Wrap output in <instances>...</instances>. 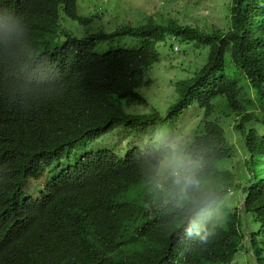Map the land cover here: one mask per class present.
I'll use <instances>...</instances> for the list:
<instances>
[{
	"label": "trees",
	"instance_id": "16d2710c",
	"mask_svg": "<svg viewBox=\"0 0 264 264\" xmlns=\"http://www.w3.org/2000/svg\"><path fill=\"white\" fill-rule=\"evenodd\" d=\"M227 10V26H201L133 7L143 18L110 15L109 32L136 41L101 50L103 27L80 38L61 24V11L92 20L77 0H0V205L26 212L19 225L0 217V264H264V0ZM170 36L199 48L180 60L186 75L170 79L160 110L140 88ZM144 101L145 112L125 109ZM234 114L231 144L220 120ZM118 128L147 144L92 148ZM174 128L199 166L195 205L178 206L154 167ZM70 154L40 197L27 193Z\"/></svg>",
	"mask_w": 264,
	"mask_h": 264
},
{
	"label": "rangeland",
	"instance_id": "374dc122",
	"mask_svg": "<svg viewBox=\"0 0 264 264\" xmlns=\"http://www.w3.org/2000/svg\"><path fill=\"white\" fill-rule=\"evenodd\" d=\"M229 0H176L170 2V7L162 8L161 0H78L77 10L78 13L85 16H92V20L87 23L79 22L75 19L69 18L61 11V24L63 27L70 30L73 36L85 37L102 30L108 31L99 42L98 47L101 50L114 48L118 46L130 45L136 41V38H128L125 35H114L109 31L115 28V24L111 22L109 16L113 14L125 15V22L132 24L143 18L142 12H146L147 15H151L157 9L163 11V15L179 17L183 21H189L191 23H198L201 26H227V6ZM138 7L142 9V12L127 11ZM116 10H122L115 12ZM145 21V20H144ZM178 46V50H175V46ZM199 47L193 42H181L175 40L173 37H168L166 41H161L157 44V49L160 51V61L146 70L144 80L147 83L141 86L140 90L145 91L146 95L151 100L152 104L157 106L160 110H165L168 106V96L171 92L170 79L176 76H185L186 73L180 72V60H186L191 54H195L194 50ZM207 50V48H200ZM150 103L147 101L141 102V104H132L125 106V109L129 112H145L150 109ZM188 116L183 117L184 119ZM193 119L186 125L184 122H179L178 125L184 126L186 132L188 128H192L197 123V117L193 116ZM195 120V124H194ZM225 128L229 131L233 130L232 120L228 118L223 120ZM172 132V131H171ZM170 132V133H171ZM178 130L174 128V132L170 135L171 142L175 141L179 143L182 140L181 133L177 134ZM163 135V134H162ZM185 136V134H183ZM177 136V137H176ZM180 137V138H179ZM238 138V135L231 133L230 139L234 142ZM147 144L143 140L140 141L138 136H135L132 131L128 129H115L110 131L109 134L98 139L97 142H93L91 145L94 148H112L125 151L128 147L134 145ZM89 147V146H87ZM243 153L239 147L235 150V160L240 159ZM75 158V157H74ZM231 166V164H228ZM43 179L32 183L34 186L27 187L28 191L32 194H38V188L42 185ZM39 186V187H38ZM38 187V188H35Z\"/></svg>",
	"mask_w": 264,
	"mask_h": 264
},
{
	"label": "clouds",
	"instance_id": "9594fccd",
	"mask_svg": "<svg viewBox=\"0 0 264 264\" xmlns=\"http://www.w3.org/2000/svg\"><path fill=\"white\" fill-rule=\"evenodd\" d=\"M175 48L177 47L175 46ZM235 115L236 114H234L232 117H223L220 120V124L225 131V136L227 137L228 141L231 142V144L236 143V140L239 138V135L234 132V125V128L231 131L225 128V123H223V120L228 118V120H232L235 124V117H237ZM231 133L238 135V138L235 139L234 142L230 139ZM92 148H94V146H92ZM74 161H76V158H74V156L70 154V156L64 157L61 162L56 163L52 168H50L45 173V175L41 177H32L27 180L25 186L27 193L35 197H40L41 191L44 189L47 181L50 180L52 177L56 176L62 168L69 166V164L73 163ZM154 167L156 168L158 176H161L170 181V195L172 200H174L178 206H184L186 204H196L198 200V194L200 193L202 186V181L199 176V166L185 154V152L180 148L178 143H176L175 141L168 143ZM42 179V185H40V187L38 186L39 188L35 187L38 188V194L36 195L30 193L27 187L33 188L34 186L32 185V183H36ZM157 186L159 187V184ZM25 216L26 212L25 207L23 206L15 205L12 203L0 205L1 218L9 217L14 223L19 225L24 222ZM189 234L191 235V233ZM197 235L199 236V239L202 244H207L209 242V237L212 235V233L207 230H204L198 231Z\"/></svg>",
	"mask_w": 264,
	"mask_h": 264
}]
</instances>
